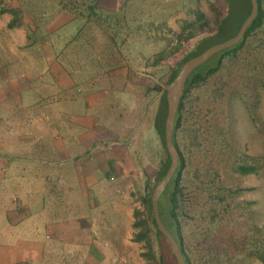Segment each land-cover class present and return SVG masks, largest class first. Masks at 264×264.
<instances>
[{
    "label": "crops",
    "instance_id": "0c3cea01",
    "mask_svg": "<svg viewBox=\"0 0 264 264\" xmlns=\"http://www.w3.org/2000/svg\"><path fill=\"white\" fill-rule=\"evenodd\" d=\"M1 9L0 264H117L132 155L99 107L126 68H102L112 61L102 51L95 69L79 62L75 31L87 18L55 0Z\"/></svg>",
    "mask_w": 264,
    "mask_h": 264
},
{
    "label": "rangeland",
    "instance_id": "374dc122",
    "mask_svg": "<svg viewBox=\"0 0 264 264\" xmlns=\"http://www.w3.org/2000/svg\"><path fill=\"white\" fill-rule=\"evenodd\" d=\"M69 1L59 0L61 5L65 4L71 9L76 6L78 12L87 18L75 31L81 40L73 46L77 47V51L87 54L79 57V62H85L91 69H95L92 60L102 51L107 60L112 57V61H107L102 68H126L118 80V88L122 92L111 91L106 103L99 107L104 112V118L116 120L112 122V127L115 128L117 140L125 146L127 142L130 143L133 166L131 175L124 181V204L131 209L133 215L131 221L125 219L122 222L124 244L122 242L118 245V251L113 253L109 262L155 264L142 255L147 252L149 245L153 252L155 245L148 209L140 198L146 178H154L164 156L160 136L154 128L155 111L169 71L194 42V38L187 40L186 35L188 31H197L199 12H203L207 18L206 29L211 33L227 7L222 0ZM245 1L232 0V5L234 8L237 3L245 5ZM232 26L233 22L227 27V33L223 32V38L229 34ZM260 34L264 37V33ZM220 38H216L214 42ZM96 39L101 43H96ZM251 53L244 50L242 55L247 57ZM261 54L264 55V45ZM245 61L239 56L199 88L202 90L195 94L196 102L190 106L187 114V122L190 124L195 121L191 111H201V122L194 125L198 134L195 137L191 131L185 134V156L189 161L190 174L199 165L202 168L201 175L207 174L206 170L209 168L216 173L215 181L223 187L240 189L227 200L230 202L233 226L241 233L253 226H264V165L248 174L231 170L232 165L242 157H257L264 152V87L257 81V86L253 87L254 93L249 96V105L244 103L241 86L245 77H240L239 73L243 70ZM214 110L219 111V119L229 110L232 123L229 122L230 125L222 130L216 129L206 113ZM252 114H255V120ZM101 125L107 128V122L103 121ZM117 127L122 128L121 131ZM1 141L3 139H0V143ZM221 148L223 152H229L224 154L220 151ZM12 191L7 190L5 193L8 195ZM92 192L93 188L89 190V194ZM206 199V195H201L199 190L195 192L192 202H184L186 208L189 206L188 213H196L197 216ZM95 206L106 208V204L101 202ZM247 234L252 236L250 232ZM238 259V264H263L247 251L242 252Z\"/></svg>",
    "mask_w": 264,
    "mask_h": 264
},
{
    "label": "trees",
    "instance_id": "16d2710c",
    "mask_svg": "<svg viewBox=\"0 0 264 264\" xmlns=\"http://www.w3.org/2000/svg\"><path fill=\"white\" fill-rule=\"evenodd\" d=\"M44 1L31 0V2L43 3ZM55 1L58 2L61 8L68 9L72 13L82 16L76 6L72 10L65 4L61 5L59 0ZM222 1L227 7L226 12L217 20L214 32L210 33L206 29L208 20L203 12H199L197 31H188L189 33L186 35L187 40L194 38V42L173 64L166 78L165 87L175 77L180 66L187 59L201 53L214 43L234 36L244 19L250 13V0H246L245 5L237 3L235 8L232 5V0ZM69 3L71 4V1ZM257 5V14L247 27L241 40L215 53L191 71L174 118L172 141L178 150L179 162L173 177L159 197L158 208L160 218L175 238L186 264H238V258L241 257V253L244 251L259 258L264 264V226H253L251 229L246 230V232L241 233L238 228H234L233 220L231 221V207L227 198L239 192L240 189L223 187L218 181H215L214 176L216 173L211 172L209 168H207L206 173L210 177L207 174L201 175L200 169L202 168L199 165L190 174L189 161L185 156V134L191 131L192 136L195 137L198 134V130L194 125H198L201 122V111L193 109L191 114L195 118V121L189 124L187 122L188 110L196 102L197 96L195 94L200 93L202 90L199 88L206 85L210 78L241 56L246 60L243 63V70L239 73L240 77H245L241 86L244 103L249 105V96L254 93L252 91L253 87L257 86V81L264 87V55L261 54L264 37L260 34L264 33V0H257ZM2 12L3 9L0 10V13ZM12 12L15 17L9 22V27L15 24L17 15L15 11ZM231 22H233V26L229 34L223 38L222 34L223 32L224 34L227 33V27ZM216 38L220 39L214 42ZM244 50L252 53L249 56L247 55V57H243L242 52ZM165 87L163 88V94L154 115V128L160 136L164 148V156L154 178L150 180L147 177L148 179L146 178V182L140 191V198L148 209L152 241L154 242L155 249L152 252L151 245H149L150 247L148 246L147 252H143L142 255L155 264H177L167 238L156 226L150 202L154 186L164 176L170 163V157L166 151L164 141V120L166 117ZM194 97L196 98L194 99ZM210 112H212L211 115ZM210 112L206 111L207 115H209L208 120H211L216 129L222 130L225 126L227 128L230 125L229 122L232 123V115L229 114V110L228 112L226 110L222 119H219V111L214 110ZM252 117L255 120V114H252ZM220 151L224 154L229 152H223L222 148ZM262 165H264V152L257 157H242L240 161L232 165L231 170L241 174H248L256 172ZM198 190L201 192V195H206L207 199L196 216V213H188L190 212L189 206L186 208L187 205L185 206L184 202L187 200L192 202V196ZM197 195L195 194V196ZM247 232H250L252 236L250 237ZM234 257L237 259H234Z\"/></svg>",
    "mask_w": 264,
    "mask_h": 264
},
{
    "label": "water",
    "instance_id": "95a60500",
    "mask_svg": "<svg viewBox=\"0 0 264 264\" xmlns=\"http://www.w3.org/2000/svg\"><path fill=\"white\" fill-rule=\"evenodd\" d=\"M250 4H251L250 13L244 19V21L239 27L238 32L234 36L224 41L214 43L211 46L207 47L205 50H203L201 53L187 59L180 66L175 77L165 87L166 117L164 120V141H165L166 151L170 157V163L164 176L161 179H159L156 185L154 186L151 192L150 202H151V210L156 226L158 230L162 232V234L167 238L177 264H186V263L182 256V253L179 250V246L175 238L166 228V226L164 225V223L160 218L158 200L160 195L166 188L167 184L173 177L179 162L178 150L172 141L174 118L178 109L179 100L184 92L185 84L189 77V74L193 69L204 63L215 53L221 51L224 48L236 44L244 36L247 27L255 18L258 10L257 0H250Z\"/></svg>",
    "mask_w": 264,
    "mask_h": 264
}]
</instances>
